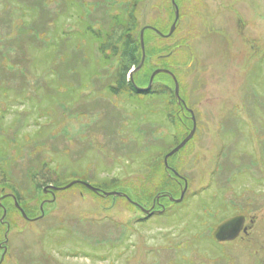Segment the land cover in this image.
I'll use <instances>...</instances> for the list:
<instances>
[{"label": "rangeland", "instance_id": "1", "mask_svg": "<svg viewBox=\"0 0 264 264\" xmlns=\"http://www.w3.org/2000/svg\"><path fill=\"white\" fill-rule=\"evenodd\" d=\"M174 1L0 0L6 264L263 263L264 0ZM118 23L129 28L113 29L107 62L94 32ZM143 28L139 90L129 75ZM155 68L177 78L184 102L167 73L150 95ZM193 130L167 162L188 197L156 213L160 183L175 198L184 190L165 157ZM72 182L122 195L80 183L60 189ZM236 215L246 232L215 242L217 226Z\"/></svg>", "mask_w": 264, "mask_h": 264}, {"label": "water", "instance_id": "2", "mask_svg": "<svg viewBox=\"0 0 264 264\" xmlns=\"http://www.w3.org/2000/svg\"><path fill=\"white\" fill-rule=\"evenodd\" d=\"M173 2H175L173 0ZM174 6H176L174 4ZM178 18H179V14L178 12L176 11V22L178 21ZM176 22L173 26V28L171 29V33L170 35L173 33L174 29H175V26H176ZM147 28H144L141 30L140 32V44H141V51H142V58H141V62L140 64L138 65L137 68L133 69L131 72H130V80L132 82V84L135 86V83H134V80H133V76L136 72H138L143 64H144V61H145V58H146V54H145V48H144V33H145V30ZM148 29H151V30H154L156 33H158L160 36H163L161 34V32H159L158 30L154 29V28H148ZM160 73H167L169 74L173 80H174V83H175V97L180 101V102H183L182 99L180 98V95H179V84H178V81L176 79V77L169 71H166V70H156L152 76H151V79H150V83H149V86L147 87L148 89L152 86V83H153V80L155 78L156 75L160 74ZM191 113H193V111L190 110ZM193 121H195L193 119ZM194 134V130L193 132L191 133V135L186 138L175 150H173L168 156L165 157V163L167 165V162H168V158L170 156H172L173 154L177 153L181 148L184 147V145L192 138ZM76 183H80V184H83L84 186H86L89 190H91L92 192L94 193H98V194H101V195H104V196H121L122 194L121 193H117V192H111V193H105V192H102L100 189L98 188H95L91 185H88L84 182H72L70 183L69 185L65 186L64 188H60V189H68L69 187L75 185ZM187 188H188V184L186 182L185 184V187H184V190L182 191L181 193V196L179 199H176V200H173L172 198L170 199L171 201H174L176 203L178 202H181L186 191H187ZM54 190H57V188H53ZM125 197H127L126 195H124ZM17 207L19 208V210L22 211V214L25 218H27L26 214L24 213V211L17 205ZM142 212H144L146 215H150V211L149 210H146L142 207H140ZM245 219L246 217L245 216H234V217H231L225 221H223L220 225L217 226V228L215 229L214 233H213V238L215 241L219 242V243H224V242H232L234 240H236L237 237H239L240 233L242 230H245L244 229V223H245ZM246 232V230H245ZM6 241H7V236H6Z\"/></svg>", "mask_w": 264, "mask_h": 264}, {"label": "flooded vegetation", "instance_id": "3", "mask_svg": "<svg viewBox=\"0 0 264 264\" xmlns=\"http://www.w3.org/2000/svg\"><path fill=\"white\" fill-rule=\"evenodd\" d=\"M177 24V23H176ZM181 107H183V112H185L186 111V109L188 110V112H189V109L187 108V107H184L183 105L181 106ZM186 108V109H185ZM187 118V117H186ZM166 168H167V171L168 172H170L172 175H174L175 177H176V179H175V181L177 180V183H178V185H180V180H182L183 182H185L184 184H186V179L185 178H183L181 175H179L177 172H175L171 167H170V165H166ZM173 178V177H172ZM184 179V180H183ZM188 184V183H187ZM182 185V184H181ZM187 191H188V188H187ZM187 191H186V193H187ZM185 193V195H184V197H183V199H182V201L181 202H178V203H176V202H174V201H171L170 199L172 198L173 200H176V199H179V198H175V194H174V192H165V194H161V195H159L158 197H157V199L153 202L154 203V205L153 206H159V209H157V210H155L154 212H156V213H159V212H165L166 211V208H165V203H163L164 201H163V199L164 198H168V200L172 203V204H182V203H184L185 202V200H186V198L188 197V195ZM98 195H101V194H98ZM52 197H54V194L53 195H51ZM191 197V196H190ZM193 197H195V196H193ZM4 198L5 197H2L1 199H3L4 200ZM192 198V197H191ZM127 199V198H126ZM49 200H45V202H48ZM131 202V201H130ZM1 207L3 208V215H4V217H3V220H2V223H0V226H3V225H5L6 227H7V232H6V234H5V239H4V241H2V242H0V250H1V255H0V264H6L7 262H6V260H7V257H8V255H10V253H11V250H10V246H9V240H8V235H9V230H10V226H9V224H8V222H6V218H7V216H8V207L7 206H4V204L3 205H1ZM135 207H137L139 210H141V208L139 207V206H135ZM143 208V207H142ZM145 209V208H144ZM142 211V210H141ZM237 216V215H236ZM244 216V215H243ZM232 217H234V216H232ZM29 218V217H28ZM229 218H231V217H229ZM27 221H29V219H26ZM206 222V221H205ZM6 236H7V241H6ZM213 238V237H212ZM214 240V239H213ZM215 241V240H214ZM216 242V241H215ZM218 243V242H217ZM231 242H224V243H219V244H226V245H229ZM264 263V260H261V262L260 263ZM262 263V264H263Z\"/></svg>", "mask_w": 264, "mask_h": 264}, {"label": "trees", "instance_id": "4", "mask_svg": "<svg viewBox=\"0 0 264 264\" xmlns=\"http://www.w3.org/2000/svg\"><path fill=\"white\" fill-rule=\"evenodd\" d=\"M115 27H122V28H124L125 30L127 29V28H129V24H127V25H123V24H115L114 26H113V28L111 29V30H106L105 32H98V33H96V32H94V34H95V36H97V37H102V38H104L103 40H102V42H101V44H99V46H98V48H99V50H100V52L103 54V56H104V60L105 61H110V53L109 52H106V50H105V46L107 45V39H109V37L112 35L111 33H112V31H113V29L115 28ZM129 33L127 34V35H124V36H126V37H129ZM132 46V45H135V41H132V42H130L129 43V46ZM115 49H117V48H115ZM111 54H113L112 52H111ZM131 56L133 57L134 56V54H132L131 53ZM134 58V57H133ZM144 67H145V64H144ZM144 67L138 72V73H136L135 74V76H137V75H139V74H141L142 72H143V70H144ZM155 69H161V68H155ZM116 74V72L115 73H113V75H112V79H113V77H114V75ZM160 75H162V74H160ZM160 75H158L157 77H159ZM134 76V77H135ZM151 76V73L147 76L146 75V79L148 78V77H150ZM156 79V78H155ZM119 79H117V81H118ZM171 80V79H170ZM113 81L115 82L116 81V79L114 78L113 79ZM117 81H116V84H117ZM113 82V83H114ZM172 82V81H171ZM130 84H131V82H130ZM173 84V83H172ZM142 85H144V84H142ZM141 85V86H142ZM155 84H153V86H154ZM131 86H132V84H131ZM139 86H140V84H139ZM133 87V86H132ZM134 88V87H133ZM153 88V87H152ZM151 88V90L150 91H148V92H150L151 94L150 95H154V94H156L157 92H156V90H154V89H152ZM109 89H114V86H112L111 88H109ZM116 90V89H115ZM160 90V89H159ZM135 91V90H134ZM160 91H162L163 92V90H160ZM123 93V92H122ZM163 93H165V92H163ZM145 94H147V93H145ZM158 95V94H157ZM164 180H166V179H168V180H171V178L170 177H168V175L165 173V175H164ZM172 181V180H171ZM161 185V186H160ZM160 185H159V189H158V192L155 194V196H158V195H161V194H165V192H166V190H165V188L163 187V186H166V184H163L162 185V183H160ZM3 187V186H2ZM155 196H153V200H154V198H155ZM175 196V195H174ZM8 200H10V199H8ZM127 200V199H126ZM163 201H169V200H167V198H164L163 199ZM10 208L11 207H8V213H9V210H10ZM15 208V207H14ZM22 208H24V207H22ZM24 210H25V212L27 213V210L24 208ZM3 212V211H2ZM28 214V213H27ZM228 219V218H227ZM226 220V219H225ZM213 239V238H212Z\"/></svg>", "mask_w": 264, "mask_h": 264}]
</instances>
